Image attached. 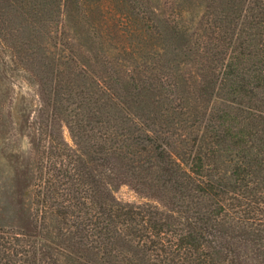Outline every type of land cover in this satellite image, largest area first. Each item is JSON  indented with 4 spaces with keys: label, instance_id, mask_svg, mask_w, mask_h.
I'll use <instances>...</instances> for the list:
<instances>
[{
    "label": "trees",
    "instance_id": "trees-1",
    "mask_svg": "<svg viewBox=\"0 0 264 264\" xmlns=\"http://www.w3.org/2000/svg\"><path fill=\"white\" fill-rule=\"evenodd\" d=\"M119 1L0 0L36 102L0 264H264V0Z\"/></svg>",
    "mask_w": 264,
    "mask_h": 264
},
{
    "label": "rangeland",
    "instance_id": "rangeland-1",
    "mask_svg": "<svg viewBox=\"0 0 264 264\" xmlns=\"http://www.w3.org/2000/svg\"><path fill=\"white\" fill-rule=\"evenodd\" d=\"M156 2L163 3L164 0H156ZM118 18L121 17L118 16ZM74 25V29L79 32L77 35L79 47L94 53L106 52L114 57L123 56L122 52L113 49L115 41H107L103 46L95 41L98 31H94L86 25H81L77 21L74 22ZM32 34L40 36L38 31L32 32ZM38 41L40 43L44 42L45 38L39 37ZM127 43L129 44L130 41H127ZM55 51L56 49H53L51 55ZM52 58L58 59V55L55 54ZM30 91L22 78L18 77L17 69L5 67L3 64L0 65V226H18V190L22 182L18 177V154L30 147L29 139L22 134L19 124L23 114L34 115L35 99L29 97L27 103L22 100L24 96H28ZM63 130L67 141L71 143L68 128L64 126ZM117 196L128 202H138L140 200L129 187L119 189Z\"/></svg>",
    "mask_w": 264,
    "mask_h": 264
}]
</instances>
